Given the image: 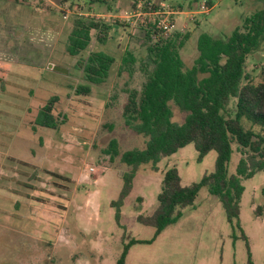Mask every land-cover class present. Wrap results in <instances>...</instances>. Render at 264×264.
I'll return each instance as SVG.
<instances>
[{"label":"rangeland","instance_id":"obj_1","mask_svg":"<svg viewBox=\"0 0 264 264\" xmlns=\"http://www.w3.org/2000/svg\"><path fill=\"white\" fill-rule=\"evenodd\" d=\"M188 3L150 0L160 12L179 11L169 16L176 30L189 33L180 49L186 68L197 57L201 32L226 38L264 0H212L207 13L197 12L199 1ZM142 6L143 0H0V264H116L124 243L153 237L154 228L136 217L156 207L168 168L178 169L182 185L213 171L215 151L198 160L189 143L155 164L138 166L123 204H110L130 168L104 149L111 139L121 152L142 149L146 142L122 116L128 91L139 92L146 77L145 29L156 15ZM77 17L108 23L110 29L104 43L96 40L99 29L91 30L88 46L71 56L67 36ZM93 51L115 59L100 84L83 78L82 65ZM123 57L129 60L122 66ZM245 73L254 83L264 81V40L248 55ZM79 85H89V92L78 93ZM52 95L58 97L59 126H34L38 109ZM170 107L172 120L182 122L185 113L172 102ZM234 108L231 100V114ZM243 125L249 126L245 120ZM232 148L229 174L241 156L236 144ZM242 184L240 229L203 186L176 223L151 243L133 244L125 264H248L241 231L252 262L264 264V215L254 213L264 204V171Z\"/></svg>","mask_w":264,"mask_h":264},{"label":"trees","instance_id":"obj_2","mask_svg":"<svg viewBox=\"0 0 264 264\" xmlns=\"http://www.w3.org/2000/svg\"><path fill=\"white\" fill-rule=\"evenodd\" d=\"M198 2L200 0H189ZM101 2V0H89ZM205 4L212 5V0ZM181 6V5H180ZM156 10L150 0H143L142 11ZM154 23L148 22L145 29L147 66L145 80L140 91L130 89L122 106L124 123L135 133L146 138L142 149L120 151L116 139H111L104 149L111 159L119 156L129 170L122 174V187L112 206H121L132 189L133 177L138 166L157 163L162 157L175 153L192 143L201 160L209 151L216 153L214 169L204 174L199 182L182 185L176 167L168 168L161 180L157 205L148 215H138L137 221L152 226L151 239H130L123 244L116 264H125L129 248L135 243H151L167 226L176 223L182 209L191 206L201 187L220 201L227 220L239 227V202L244 187L243 179L257 171H264V81L254 83L245 73L248 55L264 40V4L243 17L226 38L201 32L197 37V57L190 67H185L180 49L189 38V33L174 30L164 35ZM116 25L122 26L118 21ZM128 26V24L123 25ZM98 30L96 40L104 43L110 24L77 17L67 36L66 52L75 56L84 50L90 41V31ZM132 61V55L126 52ZM114 58L103 51L91 52L82 65L83 78L91 84H100L108 74ZM122 58V66L127 63ZM89 85H79L78 93L89 92ZM234 100L231 114L229 103ZM56 95H52L38 109L34 126L57 129L59 121L54 113ZM170 102L185 113L182 122L172 120ZM245 120L249 126L243 125ZM258 128L259 131H256ZM236 144L241 156L235 172L228 173L227 165ZM257 216L264 215V204L254 208ZM118 212L116 214L118 218ZM245 240L248 264L251 260L249 244Z\"/></svg>","mask_w":264,"mask_h":264},{"label":"built area","instance_id":"obj_3","mask_svg":"<svg viewBox=\"0 0 264 264\" xmlns=\"http://www.w3.org/2000/svg\"><path fill=\"white\" fill-rule=\"evenodd\" d=\"M199 2L201 4H200V7L197 10V12L207 13L210 10V8L212 7V5L208 6L207 4H205L206 0H200ZM178 12H175V11L174 12L173 11L160 12L159 10H155V11H152L151 14L156 15L155 17H157V21H156L157 29H160L164 35H168L172 31L176 30L175 29V21L173 19H171L169 15L172 13H178ZM136 13H138V10H136L134 12V14H136ZM140 13H143V12L141 11ZM140 13H138V14H140ZM143 14H145V13H143ZM161 14L163 16L162 18L160 17ZM181 29H183V28H181Z\"/></svg>","mask_w":264,"mask_h":264},{"label":"water","instance_id":"obj_4","mask_svg":"<svg viewBox=\"0 0 264 264\" xmlns=\"http://www.w3.org/2000/svg\"><path fill=\"white\" fill-rule=\"evenodd\" d=\"M49 67H51L53 70H56V71H59V72H66V69L61 68L59 66L49 65Z\"/></svg>","mask_w":264,"mask_h":264}]
</instances>
